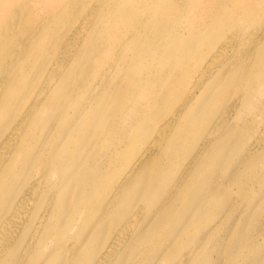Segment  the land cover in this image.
I'll return each mask as SVG.
<instances>
[{"label":"rangeland","instance_id":"1","mask_svg":"<svg viewBox=\"0 0 264 264\" xmlns=\"http://www.w3.org/2000/svg\"><path fill=\"white\" fill-rule=\"evenodd\" d=\"M19 1L22 0H13L12 3ZM161 1L55 0V9L65 5L77 8L78 5L81 13L77 16L87 19L85 37L88 36V39L85 40L84 37L69 52V62L79 65L75 73L81 72L83 83L74 94L77 101L68 103L66 118L73 115V107L81 102L82 94L93 90L96 95L105 89V85L100 82L95 84V80L104 77V73H111L108 69L110 63L122 54L127 21L121 14L130 13L131 23L138 27L137 33H142L144 24L151 19L146 10L156 7ZM182 1L175 0L172 3V0H164L163 5L167 9L163 16L173 17L168 19L167 28L161 30L160 36L155 38V54L144 47L147 45L144 41H140L141 60L148 64L153 59L155 70L143 79L149 92L137 95L131 103L143 108L139 113L142 121L148 116L154 102H158L157 118L150 120L151 123L155 122V130L148 136L149 141L157 135L160 121L168 113L169 106L158 111L163 107L160 102H172L170 106L173 107L177 99L176 95L159 94L164 89H170L167 83L169 76L173 74L170 71L183 64L182 60L175 58L177 50H169L176 46L181 48V53L184 37L189 34V29L183 26L185 9L189 6L182 5ZM224 1L232 8L237 0ZM190 3L193 4L191 15L201 14L204 18V10L197 8L199 3ZM255 4L258 8L260 6V11L251 9L250 15L244 14V11H236L234 15L218 22L217 26L224 25L226 35H231L233 47L224 49L219 58L211 63L213 72L205 77L197 97L188 105L189 111L185 118L178 121L179 126L172 141L159 148L157 158L161 154L165 156L162 162L155 165V159L151 160L148 165L152 166H144L138 179L127 186L116 200L110 196L114 188L112 181L95 180L98 167L102 164L101 159L110 158L113 161L110 168L112 175L117 172L126 174L129 169L125 165L131 158L139 157L143 162L149 159V155L148 158L140 157L148 146L143 145L146 137L139 138L130 149L111 153L113 149H120L124 145L118 131L129 122L131 109H127L125 114L116 113L110 117L105 129L101 131L100 120L93 115L80 116L81 124L97 120L93 130V135H97V143L89 153L86 165L79 168L73 176L68 170H64L53 178L58 190L66 198L62 206L55 203L61 210L52 218L58 228L47 233V242L41 248L34 249L28 258L31 262L26 264H83L96 242L101 239L102 235L97 230L106 238H112L114 230L129 218L134 223L126 249L132 243H135V247L133 251L118 258L115 261L117 264H264V147L255 157L249 151L264 129V108L262 99L259 98L263 91L255 88L254 80L263 66L264 33H254L249 55H243L248 48L242 47V43H247L253 32L264 28V0H256ZM10 5L7 3L0 11L2 17L9 13ZM205 9L209 12L213 8L207 6ZM54 12L55 10H49L46 23H49L47 19ZM186 16L191 18L190 14ZM208 24L212 26L214 21L204 20L202 26L190 27L193 44L215 39L213 32L206 31ZM19 27L22 28L21 33L9 35L7 41L15 49H28L29 41L37 28L34 25ZM68 27V21L64 20L55 32L51 29L52 34L47 33L43 37L45 45L40 49L39 56L45 53L48 62L56 58L59 53L54 55L52 44L59 38V42L63 41L62 35ZM104 39L108 43L102 42ZM227 40L229 38L225 42ZM220 44L210 48L216 53L223 43ZM240 46L243 48L241 52L244 50L242 55L239 52ZM104 48L106 51H103ZM208 48L205 44L199 45L198 58H202L199 56ZM79 50L77 55L76 51ZM233 52L238 53L239 58L235 64V72L232 74V70H227L225 77L216 81L221 64L231 61ZM13 53L18 54L17 50ZM168 54L176 56L170 60L166 58L169 57ZM243 63L246 66L239 68ZM186 69V74H178L180 82L178 81L177 88L178 82L174 85L178 99L182 98L185 90L192 89L186 88L202 73L201 64L195 62L188 61ZM118 72L120 74L122 70ZM71 75L68 68L62 71L63 77ZM40 78L41 75L31 76L25 100L37 89ZM118 81L117 75L112 76L113 83ZM66 86L68 85L59 78L56 88L63 90ZM105 97L102 101L92 102L90 106L103 104ZM28 105L29 101L25 102L20 106L21 110ZM198 109L201 110L199 117L196 115ZM190 114L193 115L191 119ZM50 120L44 113H39L35 115L34 124L44 128ZM151 129V125L148 126L146 133ZM78 137V134L72 136L74 139ZM210 142L208 150L212 155L193 162L203 145ZM96 151L98 158L93 159L92 153ZM86 152L87 149L83 154ZM24 168L20 165L16 170L23 172ZM40 170L42 167L38 164L37 171ZM145 174H148L147 179L143 178ZM39 176L40 173L37 172L32 178L25 177V180H30L29 186H33L34 181H40ZM46 181L47 178L43 185ZM74 187H77L76 191H72ZM31 191L34 194L36 189L32 188ZM44 193L41 190V197ZM68 253L71 255L66 256Z\"/></svg>","mask_w":264,"mask_h":264},{"label":"bare ground","instance_id":"2","mask_svg":"<svg viewBox=\"0 0 264 264\" xmlns=\"http://www.w3.org/2000/svg\"><path fill=\"white\" fill-rule=\"evenodd\" d=\"M12 1L0 0V11L7 3L11 4L9 13L5 17L0 14V264H26L31 262L28 258L32 255L34 249L41 248L47 242L45 241L47 233L58 228L52 218L59 214L61 210L55 206V203L62 206L66 198L58 190L53 178L57 173L64 170H68L73 176L79 168L86 165L89 153L97 143V135H93L97 120H100L99 130L101 131L105 129L110 117L116 113L125 114L127 109H131L128 117L129 122L125 123L118 131L124 145L122 148H115L110 152L115 153L118 150L130 149L135 141L137 142L141 137H146L143 145L148 144L140 157L148 158L150 156L149 159L143 162L139 157L131 158L125 165V168L129 169L126 174L117 172L112 175L110 168L113 161L110 158L101 159L102 164L98 167L95 180L112 181L114 188L110 196L115 197L116 200L122 195L127 186L138 179V175L144 166H152L148 165L151 164V160L155 159V165L162 162L165 156L161 154L157 158L159 148L166 144L169 145L172 141L173 135L179 126L178 121L185 118L189 111L188 105L197 97L205 77L212 74L211 63L214 59L219 58L224 49L233 47L230 41L231 35H226L224 25L217 26L218 22L224 17L234 15L236 11H244V14L250 15L251 9L260 11V6L258 8L255 4L256 0H237L232 8H229L224 0L182 1V5L189 6L185 9L183 19V26L189 29V34L184 37L181 53H179L181 48L172 46L169 50H177V56L176 54H168L169 57L165 55L163 57L171 60L176 56L175 58L182 60L183 64L170 71L173 73L167 81L170 89H164L159 94V96L170 94L173 97L176 95L175 98L177 99L173 107L170 106L172 102L164 104L159 101L163 107L158 111L165 110V107L169 106L168 113L160 121L161 125L156 130V139L154 136L149 141L147 140L148 136L155 130V122L151 123L150 120L157 118L158 102H154V106L147 113L148 116L141 121L139 113L143 108L134 106L131 101L137 95L149 92V87L143 79L155 70V62L151 59L148 64H144L141 60L140 41H144L147 44L144 47L155 54V38L160 36L161 30L167 28L168 19L173 17L163 16L167 9V6L163 5L164 0L159 2L156 7L152 6L146 10L151 19L144 24L142 33H137L139 29L131 23L130 13L121 14L125 22L127 21L125 28L127 34L123 38L124 48L122 54L116 56L110 63L108 69L111 70V73H104V77L95 80V84L100 82L106 86L105 89L96 95L93 90L82 94L81 102L73 107V115L67 118L65 117V111L68 108V103L77 101L74 94L83 83L80 76L81 72L75 73L79 65L76 62H69L71 57L69 52L85 37L87 19L77 16L78 13H81L78 5L77 8L65 5V7L55 9V0H22L15 3H12ZM173 2L175 0H172ZM190 2L194 5L199 3L197 8L204 10V18L201 14L191 15V5L193 4ZM83 4H85V1H83ZM207 6L213 9L208 12L205 9ZM49 10H55L51 17L47 19L50 24L45 22ZM186 14H190L191 18H188ZM155 18H157V23H155ZM64 20L68 21L69 27L66 33L62 35L63 41L59 42V38L52 44L54 55L56 56L58 53L59 55L48 62L45 53L39 56L40 49L45 45L43 37L47 33L52 34L51 29L55 32ZM198 20L200 21L197 22ZM204 20L207 22L214 21L212 26L208 24L206 31L213 32L216 37L200 44H193L190 27L202 26ZM24 25L36 26L37 32L29 41L28 49H15L12 45H9L7 39L9 35L21 33L22 28L19 26ZM71 27L73 29H69ZM254 33H264V28L253 32L249 36L248 42H244L245 45L242 43V47L246 46L248 48V51L244 52L243 55L250 54L251 42L254 41L255 37ZM227 38L229 40L225 42ZM86 39H88V36L85 37ZM106 40L104 39L102 42L108 43ZM262 42L264 45V35ZM218 43L223 44L215 53L213 48L210 47H214ZM201 44H205L209 48L199 56L202 58H198L197 47ZM242 47L239 48L241 55L244 51L241 52ZM16 50L18 54L13 53ZM103 51H106V48ZM79 53L80 50L76 51L77 55ZM238 59V53L233 52L231 61L221 64L220 72L216 74L219 75L216 76V81L222 78L227 70L228 72L232 70L233 74ZM188 61L201 64L202 73L186 88L192 89L185 90L182 98L178 99L175 90L180 82L178 74L187 73L186 64ZM79 62L77 63L79 64ZM245 66L246 64L243 63L239 68ZM65 68L70 70L71 76H62V71ZM121 70L122 72L119 74L118 71ZM34 74L41 75L40 81L37 89H34L32 94L25 100L27 84L31 82V76ZM239 74L241 73L239 72ZM110 75H117L119 81L113 83ZM59 78L68 85L63 90L56 88ZM254 80L256 81L255 88L258 87L263 91V95L259 98L262 99V108H264V61ZM227 81H230V79ZM104 97L103 104L98 103L90 106L92 102L102 101ZM27 101H29V105L22 111L20 106ZM20 103L23 104L20 105ZM39 113H44L51 119L44 128L34 124L35 115ZM84 115H93L97 120H88L87 117L88 121L81 124L80 116ZM196 115L197 117L201 115L200 109L197 110ZM192 116L190 114V119ZM150 125L152 129L146 133V128ZM160 127L161 129H159ZM215 129L216 127H214ZM74 134H78L79 137L77 139L72 138ZM210 145L211 142L204 144L201 151L199 150L198 154L194 156L193 162H199L205 156H211L212 152L208 150ZM263 147L264 129L259 137L255 139L249 151L255 157ZM86 149L87 152L83 154ZM92 158H98L97 151L92 153ZM38 164L42 167L40 171H37ZM20 165L25 167L23 172L16 170ZM37 172L40 173L39 177H43V179L40 178V181H34L33 186H29L30 180H25V177L32 178ZM147 176L148 174H145L143 178L147 179ZM45 178H47V181L43 185ZM32 188L36 189L34 194L31 191ZM41 190L45 192L42 197ZM76 190L77 187L72 189V191ZM191 191L193 190L191 189ZM133 223L134 221L131 218L123 221L114 230L112 238H106L100 230H97L99 235H102L101 239L96 242L92 253L84 260L83 264H117L115 261L118 258L133 251L135 243H132L126 249ZM70 255L69 253L66 254V256ZM75 259L78 260V258Z\"/></svg>","mask_w":264,"mask_h":264}]
</instances>
